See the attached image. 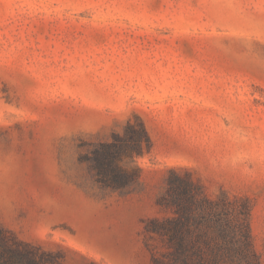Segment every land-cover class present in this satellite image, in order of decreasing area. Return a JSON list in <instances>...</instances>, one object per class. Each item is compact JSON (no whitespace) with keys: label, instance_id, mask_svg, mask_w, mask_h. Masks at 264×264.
<instances>
[{"label":"rangeland","instance_id":"obj_1","mask_svg":"<svg viewBox=\"0 0 264 264\" xmlns=\"http://www.w3.org/2000/svg\"><path fill=\"white\" fill-rule=\"evenodd\" d=\"M138 118L141 177L107 188L90 152ZM0 166L43 187L63 264H154L171 168L251 200L264 264V0H0Z\"/></svg>","mask_w":264,"mask_h":264},{"label":"trees","instance_id":"obj_2","mask_svg":"<svg viewBox=\"0 0 264 264\" xmlns=\"http://www.w3.org/2000/svg\"><path fill=\"white\" fill-rule=\"evenodd\" d=\"M152 140L142 119L127 121L123 133L94 145L88 163L98 183L125 190L140 179L137 159ZM158 205L170 214L149 218L145 235L162 247L154 264H262L251 231L252 203L226 192L212 197L192 175L171 168ZM0 264H63L57 253L20 239L0 226Z\"/></svg>","mask_w":264,"mask_h":264},{"label":"crops","instance_id":"obj_3","mask_svg":"<svg viewBox=\"0 0 264 264\" xmlns=\"http://www.w3.org/2000/svg\"><path fill=\"white\" fill-rule=\"evenodd\" d=\"M53 223L46 218L43 187L39 188L21 171L0 166V226L20 239L37 243Z\"/></svg>","mask_w":264,"mask_h":264}]
</instances>
